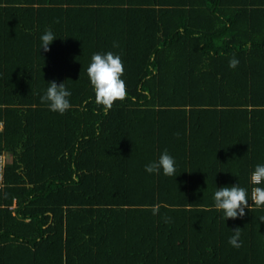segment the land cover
Segmentation results:
<instances>
[{
  "label": "trees",
  "instance_id": "16d2710c",
  "mask_svg": "<svg viewBox=\"0 0 264 264\" xmlns=\"http://www.w3.org/2000/svg\"><path fill=\"white\" fill-rule=\"evenodd\" d=\"M108 51L127 96L105 115L86 69ZM0 120V264H264V0H0ZM165 149L176 174L148 173ZM237 183L250 208L225 219Z\"/></svg>",
  "mask_w": 264,
  "mask_h": 264
},
{
  "label": "clouds",
  "instance_id": "9594fccd",
  "mask_svg": "<svg viewBox=\"0 0 264 264\" xmlns=\"http://www.w3.org/2000/svg\"><path fill=\"white\" fill-rule=\"evenodd\" d=\"M55 38L56 35L50 29L46 30L40 37L41 48L45 52L49 51V45ZM113 47H119V44L114 42ZM238 64L239 60L233 55L229 60V67L235 68ZM86 72L95 92V102L102 107L105 115L112 109L116 101H123L126 98L127 85L126 81L122 78L125 68L120 54L112 51L94 53L91 56V62ZM70 96L71 92L67 90L64 82L57 84L55 81H51L45 94L40 97V100L47 105L50 111L62 115L72 107L69 100ZM161 169L165 176H174L176 174V161L168 153L167 149L160 154L157 161L145 165V170L150 174L159 173ZM251 181L257 185L264 184V164H257L255 166L251 174ZM248 196V189L240 186L238 183L232 186L217 188L214 192V208L222 211L225 219L243 217L246 214L245 209L250 208ZM251 201L257 208L264 207V187H255L253 189ZM159 208L160 205L158 204L151 207L154 215L158 214ZM170 219V217H165V223L170 222ZM259 219L260 221H264V216H261ZM233 233L228 242L233 247L240 248V228H235Z\"/></svg>",
  "mask_w": 264,
  "mask_h": 264
},
{
  "label": "built area",
  "instance_id": "2783aa9c",
  "mask_svg": "<svg viewBox=\"0 0 264 264\" xmlns=\"http://www.w3.org/2000/svg\"><path fill=\"white\" fill-rule=\"evenodd\" d=\"M2 127H3V122L0 120V128ZM8 159H9V156L7 152H0V189L5 185V182H4L5 181V169H6V164L8 162ZM255 187H259V185L254 184L252 191Z\"/></svg>",
  "mask_w": 264,
  "mask_h": 264
},
{
  "label": "rangeland",
  "instance_id": "374dc122",
  "mask_svg": "<svg viewBox=\"0 0 264 264\" xmlns=\"http://www.w3.org/2000/svg\"><path fill=\"white\" fill-rule=\"evenodd\" d=\"M10 158V157H9Z\"/></svg>",
  "mask_w": 264,
  "mask_h": 264
}]
</instances>
